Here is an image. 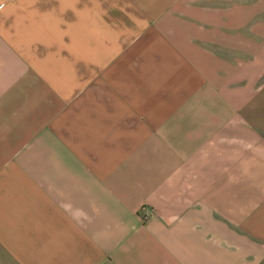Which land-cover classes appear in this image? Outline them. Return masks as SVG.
<instances>
[{
  "label": "crops",
  "instance_id": "0c3cea01",
  "mask_svg": "<svg viewBox=\"0 0 264 264\" xmlns=\"http://www.w3.org/2000/svg\"><path fill=\"white\" fill-rule=\"evenodd\" d=\"M0 264H264V0H0Z\"/></svg>",
  "mask_w": 264,
  "mask_h": 264
},
{
  "label": "built area",
  "instance_id": "2783aa9c",
  "mask_svg": "<svg viewBox=\"0 0 264 264\" xmlns=\"http://www.w3.org/2000/svg\"><path fill=\"white\" fill-rule=\"evenodd\" d=\"M144 210L146 212L144 219L148 220L149 218H151L153 216V213H154L153 209L146 207V208H144Z\"/></svg>",
  "mask_w": 264,
  "mask_h": 264
}]
</instances>
